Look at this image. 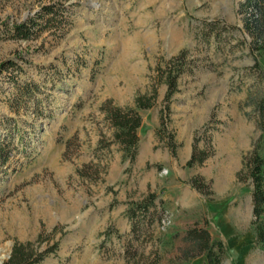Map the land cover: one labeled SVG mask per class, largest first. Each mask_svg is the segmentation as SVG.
Returning a JSON list of instances; mask_svg holds the SVG:
<instances>
[{
    "label": "rangeland",
    "instance_id": "374dc122",
    "mask_svg": "<svg viewBox=\"0 0 264 264\" xmlns=\"http://www.w3.org/2000/svg\"><path fill=\"white\" fill-rule=\"evenodd\" d=\"M48 1L0 0V60L14 58L18 79L40 89L12 108L16 86L0 73V143L10 151L0 157V261L15 240H30L57 243L37 264H204L181 252L184 229L200 222L222 241L220 264H264L251 183L238 175L264 135L254 108L264 52L252 48L242 0H68L63 35L2 36L3 20ZM180 53L167 103L158 65ZM152 92L130 161L101 106ZM193 146L211 153L188 165ZM149 192L152 215L130 219L127 208Z\"/></svg>",
    "mask_w": 264,
    "mask_h": 264
},
{
    "label": "trees",
    "instance_id": "16d2710c",
    "mask_svg": "<svg viewBox=\"0 0 264 264\" xmlns=\"http://www.w3.org/2000/svg\"><path fill=\"white\" fill-rule=\"evenodd\" d=\"M67 1L50 0L42 3L33 13L28 14L19 21L9 22L3 20L2 36L33 38L44 30H50L56 35H63L68 27L72 25V3ZM240 11L243 13L244 27L251 36L252 48L264 52V0H242ZM181 54L167 59L164 66L158 65L160 75L167 84L164 95L167 103L171 95L177 90V78L183 69L182 64L177 61ZM18 66L14 58L8 57L0 60V73L9 70L11 72L9 78H12L16 86V91L8 99V103L12 108L18 107L22 103L25 104L28 99H36V91L37 89L40 90L38 83L34 80L20 81L18 79L13 73ZM154 98L155 92L151 94L142 93L135 96L133 105L121 106L112 103L111 100H106L101 106L104 118L114 128L112 140L121 145L130 161L135 158L138 148L139 135L137 129L142 123L140 109L151 106ZM36 106L33 110H37L35 109ZM254 108L256 123L264 132V91L255 98ZM263 137L264 135L261 134L256 141V145L244 155L242 168L238 171L241 178H246L251 183V224L256 240L259 242H264V153L261 151L262 145L260 143ZM4 148L3 143H0V157H2V160H6L10 154V151L6 152ZM210 153L211 151L206 148L193 146L190 157L186 162L188 165L200 163ZM242 172H245V175H241ZM191 183L198 189H203L195 177L191 179ZM155 197L154 192H149L141 200L135 201L134 205L129 206L127 212L130 219L135 220L137 217L149 218L156 208ZM182 237L187 242L186 246L181 249L183 258L203 254L206 258L204 264H220L221 252L223 251L222 241L213 239L205 224L194 222L188 225L184 229ZM56 245L55 242L42 248L30 240H15L11 246L9 256L3 259L0 264H37L48 253L54 251Z\"/></svg>",
    "mask_w": 264,
    "mask_h": 264
},
{
    "label": "built area",
    "instance_id": "2783aa9c",
    "mask_svg": "<svg viewBox=\"0 0 264 264\" xmlns=\"http://www.w3.org/2000/svg\"><path fill=\"white\" fill-rule=\"evenodd\" d=\"M161 221H162L163 224H166V223H168L170 221V219L167 218V216H166V217H163Z\"/></svg>",
    "mask_w": 264,
    "mask_h": 264
},
{
    "label": "water",
    "instance_id": "95a60500",
    "mask_svg": "<svg viewBox=\"0 0 264 264\" xmlns=\"http://www.w3.org/2000/svg\"><path fill=\"white\" fill-rule=\"evenodd\" d=\"M7 257L9 256V253L6 255ZM2 261H0V263H1Z\"/></svg>",
    "mask_w": 264,
    "mask_h": 264
},
{
    "label": "crops",
    "instance_id": "0c3cea01",
    "mask_svg": "<svg viewBox=\"0 0 264 264\" xmlns=\"http://www.w3.org/2000/svg\"><path fill=\"white\" fill-rule=\"evenodd\" d=\"M204 257H205V255H204ZM204 262V261H203ZM204 263H206V260H205V262Z\"/></svg>",
    "mask_w": 264,
    "mask_h": 264
}]
</instances>
